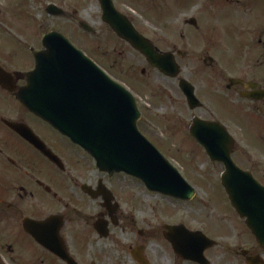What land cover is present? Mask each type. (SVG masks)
I'll return each instance as SVG.
<instances>
[{
	"label": "flooded vegetation",
	"instance_id": "1",
	"mask_svg": "<svg viewBox=\"0 0 264 264\" xmlns=\"http://www.w3.org/2000/svg\"><path fill=\"white\" fill-rule=\"evenodd\" d=\"M90 1L118 45L112 52L99 49L102 57L118 60L108 69L98 66L134 95L139 130L146 109L134 94L138 66L127 71L122 64L129 53L144 61L142 77L148 68L172 81L171 100H183L191 113L189 137L197 143L190 134L195 119L221 125L233 139L234 164L264 189V0ZM109 3L159 54L173 55L178 77L160 73L112 30L104 18ZM63 11L59 19L80 27L75 12ZM134 13L156 31L145 30ZM9 59L0 64L16 81L14 92L0 85V264H264V249L223 188L224 164L211 161L223 168L218 192L229 213L211 222L200 212H172L171 204L190 205L196 196L178 200L125 173L101 171L91 155L18 102L27 82L10 70ZM183 60L203 67L182 70ZM183 80L201 104L196 110L181 89ZM234 129L242 131L247 150L238 147Z\"/></svg>",
	"mask_w": 264,
	"mask_h": 264
},
{
	"label": "water",
	"instance_id": "2",
	"mask_svg": "<svg viewBox=\"0 0 264 264\" xmlns=\"http://www.w3.org/2000/svg\"><path fill=\"white\" fill-rule=\"evenodd\" d=\"M48 13L64 15L55 6H50ZM104 16L114 32L143 54L151 66L168 77L179 76L173 55L159 54L111 3L105 6ZM81 28L94 32L86 23H81ZM43 47L42 51H33L34 70L16 75L27 82L16 95L18 102L89 153L101 171L125 173L142 180L151 191L192 200L195 189L138 130L141 114L133 95L62 34L46 35ZM15 84V78L0 67V85L14 92ZM181 89L189 107L199 108L193 87L183 80ZM8 126L34 143L19 126ZM190 134L213 162L224 164L222 185L231 205L264 249V189L232 161L233 139L220 125L199 119L194 120ZM31 223L25 222V228L30 229Z\"/></svg>",
	"mask_w": 264,
	"mask_h": 264
},
{
	"label": "rangeland",
	"instance_id": "3",
	"mask_svg": "<svg viewBox=\"0 0 264 264\" xmlns=\"http://www.w3.org/2000/svg\"><path fill=\"white\" fill-rule=\"evenodd\" d=\"M60 7L76 18L87 23L96 32L92 36L80 29L78 24L67 19H59L48 13L49 6ZM137 19L139 14L134 13ZM100 12L92 7L90 0H0V64L10 58V70L28 72L33 68L30 49H42L44 36L57 32L68 39L81 52L93 59L96 64L110 68L116 58L107 59L99 55L104 49L113 51L118 45L113 34L101 26ZM151 32L156 31L151 23L139 21ZM13 59V61H12ZM182 70L190 66L203 67L202 61H179ZM124 69L139 68L137 88L134 94L145 108L141 132L154 142L161 154L173 164L185 180L196 190V199L190 205L175 204L170 206L172 212H200L202 217L215 222V219L229 213L227 205L219 199L220 187L217 181L223 174L220 165L211 162L204 149L189 137L190 111L183 100H171L169 89L172 81L162 79L161 75L147 68V75L142 77L141 69L146 67L144 61L134 53L126 54L122 61ZM30 69V70H31ZM137 91V92H136ZM143 111V112H144ZM198 116V112L193 113ZM234 131L242 134L240 129ZM241 136L237 139L238 147L247 150ZM219 191V192H218ZM149 201V200H148ZM159 200L154 199V202ZM158 211H163L162 207ZM214 218V220L210 218ZM231 225L237 227L234 223ZM229 227V225H226Z\"/></svg>",
	"mask_w": 264,
	"mask_h": 264
}]
</instances>
